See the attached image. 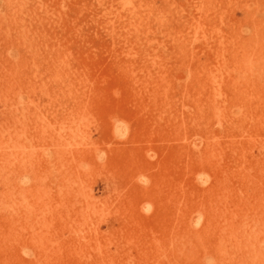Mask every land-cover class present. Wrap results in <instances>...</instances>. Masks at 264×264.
I'll use <instances>...</instances> for the list:
<instances>
[{
    "label": "rangeland",
    "instance_id": "rangeland-1",
    "mask_svg": "<svg viewBox=\"0 0 264 264\" xmlns=\"http://www.w3.org/2000/svg\"><path fill=\"white\" fill-rule=\"evenodd\" d=\"M0 264H264V0H0Z\"/></svg>",
    "mask_w": 264,
    "mask_h": 264
}]
</instances>
